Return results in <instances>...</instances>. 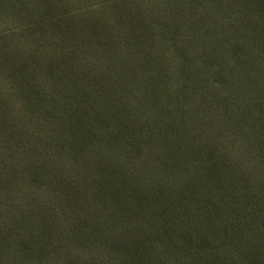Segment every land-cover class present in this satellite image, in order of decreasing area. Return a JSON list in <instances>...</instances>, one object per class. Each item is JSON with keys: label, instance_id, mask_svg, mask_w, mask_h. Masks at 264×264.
Segmentation results:
<instances>
[{"label": "trees", "instance_id": "1", "mask_svg": "<svg viewBox=\"0 0 264 264\" xmlns=\"http://www.w3.org/2000/svg\"><path fill=\"white\" fill-rule=\"evenodd\" d=\"M0 264H264V0H0Z\"/></svg>", "mask_w": 264, "mask_h": 264}, {"label": "snow or ice", "instance_id": "2", "mask_svg": "<svg viewBox=\"0 0 264 264\" xmlns=\"http://www.w3.org/2000/svg\"><path fill=\"white\" fill-rule=\"evenodd\" d=\"M3 68H4L3 62L0 61V69H3Z\"/></svg>", "mask_w": 264, "mask_h": 264}]
</instances>
